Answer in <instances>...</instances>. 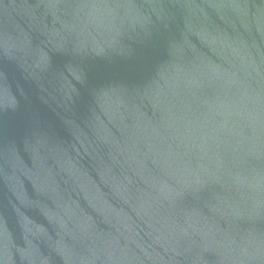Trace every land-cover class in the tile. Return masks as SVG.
<instances>
[{"label":"water","instance_id":"1","mask_svg":"<svg viewBox=\"0 0 264 264\" xmlns=\"http://www.w3.org/2000/svg\"><path fill=\"white\" fill-rule=\"evenodd\" d=\"M0 264H264V0H0Z\"/></svg>","mask_w":264,"mask_h":264}]
</instances>
